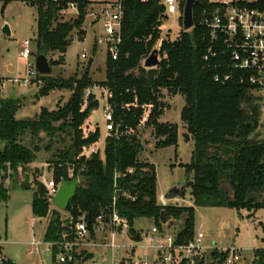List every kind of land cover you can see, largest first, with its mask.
I'll return each instance as SVG.
<instances>
[{"label": "trees", "instance_id": "obj_1", "mask_svg": "<svg viewBox=\"0 0 264 264\" xmlns=\"http://www.w3.org/2000/svg\"><path fill=\"white\" fill-rule=\"evenodd\" d=\"M15 1L27 2L37 9V47L45 55L59 53V64H65V55L71 45L74 30L86 36L83 29L90 0H0L4 6ZM79 5L78 18L72 22L61 21V12L68 3ZM123 8L121 43L116 60L108 53L106 78L102 86L111 93L118 133L107 138L104 160L99 155L86 158L84 147L97 142L100 129L84 132V125L91 112L99 106L90 96L84 104L86 90L92 80L86 72L81 79H53L42 76L45 83L39 97L56 90H71L73 94L64 106L54 111L43 108L33 120H19L16 114L21 102L0 97V202L9 199V185L15 181L18 170L36 162L40 147L27 146L23 139L30 137L41 141L42 135L56 142L65 143L62 137H70V143L51 158L53 175L57 182L82 179V184L71 200L62 218L59 210L49 212L46 190L41 183L32 199V212L36 218H48L44 241L59 242L64 234L71 233L75 222L84 217L92 225L101 213H109L115 200V209L126 218L134 231L136 220L178 219L186 214L184 226L178 232V240L187 242L195 235V207H225L249 212L264 209V142L253 140L261 123L262 105L254 96L253 88L238 80L218 82L217 73L225 69L209 66L204 61L207 51V28L203 24V12L213 11L208 0H196L195 25L191 31H182L172 40L164 38L159 50L160 62L155 68H145L144 60L156 48L161 39V26L165 7L157 0H120ZM184 5V4H183ZM251 7L264 10V0H257ZM44 47V50L42 48ZM95 49H93V54ZM51 61V66L54 65ZM92 63V61H91ZM240 76V73H236ZM181 95L185 104L181 120L186 127V140L194 141L190 164L183 166L192 181L193 207L158 204L157 169L150 163L139 161L143 150L138 127L149 112L147 125L154 128L157 148L177 146L178 126L159 122L168 110L162 101V91ZM131 129L132 135L123 132ZM134 171L129 173L128 170ZM70 173L73 176L70 177ZM25 183V182H24ZM23 185V184H22ZM11 186V185H10ZM50 213V215H49ZM56 249L52 256L55 258ZM212 264H224L226 254L211 253ZM6 264H15L8 260ZM252 264H264V249L254 252Z\"/></svg>", "mask_w": 264, "mask_h": 264}, {"label": "rangeland", "instance_id": "obj_2", "mask_svg": "<svg viewBox=\"0 0 264 264\" xmlns=\"http://www.w3.org/2000/svg\"><path fill=\"white\" fill-rule=\"evenodd\" d=\"M90 1L91 4L88 9L92 11L93 15L87 16L83 24V29L87 32L85 41L79 40L82 39V35L79 34L78 30L72 32L70 36L71 45L65 55V64L57 62L60 57L59 53H49L46 56L50 63L51 61L56 62L51 66V77L53 79L70 80L74 78L79 80L88 72L92 80V86L86 91L91 90L95 92L96 94L92 96L97 100L96 98L100 96V91L95 89V86L103 87L101 84L106 78V60L108 55L105 45H97L98 36L103 34L99 9L102 3L114 2L116 0ZM179 1L182 5L185 4V0ZM182 14L183 7L179 6L176 14L167 15L168 18L162 21L161 38L169 36L172 40H175L179 37L180 33L184 31ZM77 18L78 15L76 13L70 12L67 9L61 12V21L63 22H72ZM37 19L38 13L36 7L27 2L15 1L4 6V8L3 4L0 3V23L10 25L12 32L11 36L6 34L0 36V97L18 99L21 102L16 114L19 120H33L41 113L43 108L54 111L59 105H66L73 94V91L63 89L52 91L46 96L39 97L38 92L45 83L41 75L27 87H20L10 81L16 78L20 71L24 70V65L19 60L20 44L26 40L31 42L30 48L33 50L34 61L36 56L40 54L37 47ZM83 47L88 50L87 59L81 58ZM92 49H95L94 54L92 53ZM9 65L11 66L10 68L8 67ZM1 81L5 82L4 87H2ZM253 94L259 99L263 111V99L260 98L257 92H253ZM162 101L167 104L168 110L159 119V122L178 126V145L157 148L154 128L147 125L149 115V112H147L146 120L141 122L137 133L143 147L139 155V161L156 166L159 188L158 204H161L160 196H164L172 187L184 186V193L176 200L169 201L168 205L193 207L191 188L188 187V183L192 181L193 177L181 166L182 164H190L194 149V143H189V140L185 138L186 127H184L180 116L185 101L181 95H173L166 90L162 91ZM98 102L99 106L91 112L84 125L86 135L96 129H100L103 132L102 130L105 125L104 114L102 103ZM262 128L264 130V124ZM102 136H104V133ZM62 137L66 139V142H55L53 146H50L51 141L44 134L41 141L33 140L30 137L23 139V143L27 146L37 144L40 147V151L37 154L36 162L26 166L24 170L20 168L16 173L15 181H19L20 184L15 182L11 183V186L9 185V203L0 204V228L8 221L9 239L14 242L31 241L33 237L41 240L43 229L48 225L49 219L46 218L45 221L39 222L36 226L35 235L32 234L30 201L38 189V183H40L39 175L46 170L49 172L53 171L52 165H50L52 156L70 143V137H67L65 134H62ZM251 138L255 140L254 136ZM49 172L47 174L48 177L51 176ZM26 183L31 185L29 189H24L22 184ZM60 212L64 220L70 217L67 211L60 210ZM185 217L186 214H182L178 219L161 220L159 225L155 224L152 219L141 218L136 220L134 227L137 231L144 233L151 232L156 228L159 230H169L175 235L184 226ZM194 231L195 233L200 231L206 233V238L203 242L205 247L216 244L218 248H222L223 250L234 246L242 250L241 264H252L254 252L257 249H264V209L249 212L247 210H236L225 207H195ZM46 248L45 245H42L40 259L45 264H59L53 261L52 253L46 252ZM24 250L25 248L19 244H9V258L14 259L16 255H19L22 258V264H30L32 260L30 257L24 255ZM214 251L219 254H225L220 249H215ZM212 252L206 254L205 264L215 262L211 255Z\"/></svg>", "mask_w": 264, "mask_h": 264}, {"label": "built area", "instance_id": "obj_3", "mask_svg": "<svg viewBox=\"0 0 264 264\" xmlns=\"http://www.w3.org/2000/svg\"><path fill=\"white\" fill-rule=\"evenodd\" d=\"M47 1L59 2V0ZM256 1L208 0V3L215 6V9L203 12V24L208 31L207 51L203 58L209 66L213 65V61H217L214 63V68L225 69L222 74L217 73L215 75L216 81L226 83L238 80L241 84H248L253 88V92H257L263 99L264 108V10L250 6ZM179 2V0H161V4L165 7L164 19L168 18V14H176L179 6L183 7L184 11L185 4L182 5ZM67 10L79 15L78 3H68ZM99 14L103 34L98 36L97 45H105L113 60H116L119 55L123 18L120 0L102 3ZM92 15V11L88 9L87 16ZM6 24L0 23V36L5 34L3 28ZM81 38L79 40L84 42L86 36ZM163 40L164 38L160 39L155 49L160 50ZM20 46L19 60L24 65V70L20 71L17 77L10 81L20 87H27L40 74L33 60L31 42L26 40ZM81 58H88V50L85 47H83ZM237 72L240 73V76H236ZM1 85L4 87L5 82L1 81ZM95 89L100 91V96L96 99L102 103L105 125L99 140L84 147L82 155L87 159L99 155L104 160L106 140L112 137L114 133H118L119 126L116 123L114 107L111 103L112 93L106 87L95 86ZM95 94L91 90L86 91L85 104H87L89 97ZM145 120L146 115L143 121ZM103 133L104 136H102ZM123 133L125 135L133 134L131 129H127ZM133 171V168L128 170L129 173ZM48 172L46 170L39 175V182L46 190L49 212L51 213L53 210H59L54 204V199L63 181L57 182L53 171L49 172L51 176L48 177ZM72 176L73 173H70V177ZM115 200L111 211L108 214L101 213L92 225H89L82 217L75 222L71 228V233L64 234L63 240L45 242L51 252L54 248L56 249L57 263L205 264L206 254L215 249H220L227 255L224 264H241L242 250L234 246L223 250L217 245L205 247L203 242L206 233L202 231L195 233L189 241L181 243L178 240V233L173 235L169 230L156 228L151 232L144 233L137 231L134 227L135 233L140 236L137 238L132 233L128 220L120 216L115 209ZM160 200V205L166 206L169 203L164 196H161ZM41 244L37 240L31 242V245L36 248ZM0 260L1 264H6L8 261L1 256V250Z\"/></svg>", "mask_w": 264, "mask_h": 264}, {"label": "water", "instance_id": "obj_4", "mask_svg": "<svg viewBox=\"0 0 264 264\" xmlns=\"http://www.w3.org/2000/svg\"><path fill=\"white\" fill-rule=\"evenodd\" d=\"M161 2V0H157ZM196 4V0H186L184 11H183V29L184 31H190L194 28L195 20H194V6ZM3 32L11 36V29L8 24H6L3 28ZM44 50V47L42 48ZM160 53L158 49H154L151 54L146 58L144 62V67L151 69L158 66L160 62ZM35 66L38 70L39 74L42 76H51L52 67L48 60V57L40 52L35 58ZM82 184V179H73L71 181H63L61 182L59 192L54 199V204L60 209L66 211L71 200L75 197L77 190L80 188ZM24 189H29L31 185L26 183L23 185ZM185 191V187H172L165 195L164 198L168 201L176 200L180 197ZM216 245V244H215Z\"/></svg>", "mask_w": 264, "mask_h": 264}, {"label": "crops", "instance_id": "obj_5", "mask_svg": "<svg viewBox=\"0 0 264 264\" xmlns=\"http://www.w3.org/2000/svg\"><path fill=\"white\" fill-rule=\"evenodd\" d=\"M10 27V25H9ZM11 29V28H10ZM12 34V32H11ZM86 35H87V32H86ZM9 68L11 67L10 65L8 66ZM13 99V98H11ZM17 100V99H16ZM17 118V117H16ZM263 124H264V110L262 111V116H261V123H260V127L259 129L257 130V132L253 135L255 137V140L257 141H261V142H264V130H263ZM185 127V125H184ZM186 132V130H185ZM2 142V141H1ZM189 143H194V141L192 139L189 140ZM5 147V143L2 142L0 144V150H2L3 148ZM17 182V181H16ZM15 183V182H14ZM18 184H20V182L18 181L17 182ZM24 185V184H23ZM7 186L9 187V183H7ZM157 196L159 197V188H158V182H157ZM163 196V195H161ZM160 196V197H161ZM33 199V197H32ZM32 199L30 201V212H31V215H32V218L30 219V222L32 224V234L35 235V231H36V226L38 225L39 222H42V221H45V219H41V218H36L34 215H33V212H32ZM9 200H10V196H9V199L7 202H0V204H8L9 203ZM6 221V220H5ZM46 228L45 227L43 230V233L41 235V240H38L36 238L33 237V239L31 241H12L11 239H9V222L6 221V224L4 226H2V228H0V250H1V256L7 260H10L11 262L15 263V264H22V258L19 256V255H16V257H14V259H11L9 258V244L11 243H15V244H19L21 247H24L25 250H24V255L26 257H30L31 258V263L30 264H45L41 259H40V251H41V247L42 245H45V241L43 243V240H44V235H45V232H46ZM33 240H37L39 241L40 243H42L41 245H39L37 248L36 247H33L31 245V242ZM47 247V246H46ZM46 252L48 253H52L50 250H48V247L45 249ZM42 252V251H41ZM20 258V259H19ZM54 261V260H53ZM0 264H1V260H0Z\"/></svg>", "mask_w": 264, "mask_h": 264}]
</instances>
